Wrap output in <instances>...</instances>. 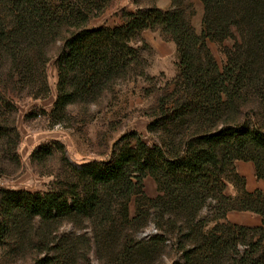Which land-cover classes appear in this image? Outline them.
<instances>
[{"label":"trees","instance_id":"obj_1","mask_svg":"<svg viewBox=\"0 0 264 264\" xmlns=\"http://www.w3.org/2000/svg\"><path fill=\"white\" fill-rule=\"evenodd\" d=\"M202 1L199 36L178 5L166 11L139 9L125 13L115 27L88 29L110 0H0V51L30 97L49 96L48 52L61 42L57 98L49 114L54 124L67 118L69 105L93 100L133 70L139 54L130 42L143 30L161 29L176 42L180 55L175 87L161 97L147 127L157 142L148 146L131 133L113 145L107 162L77 164L62 152L71 178L62 187L46 193L0 189V240H40V226L48 228L71 216L102 217L100 227L110 224L105 240H115L112 228L119 225L118 218L128 221L132 198L142 194V182L151 176L159 194L137 199L136 217L156 213L172 223L180 219L183 228L207 205H213L216 219L232 211L261 217L258 227L218 223L201 244L185 252L188 264L216 257L229 259V264H264V191H248L236 171L237 161H252L256 177L264 180V128L257 105H264V0ZM234 30L235 49L223 69L209 58L204 62L200 51L206 40L221 42ZM16 111L13 100L0 90V154L12 157L20 137L10 120ZM52 154L48 147L37 148L32 160ZM229 174L238 184L233 194L226 193ZM36 219L40 225L33 223ZM50 234L46 231L41 239ZM239 244L245 246L242 252ZM62 259L51 258L53 264H64Z\"/></svg>","mask_w":264,"mask_h":264},{"label":"rangeland","instance_id":"obj_2","mask_svg":"<svg viewBox=\"0 0 264 264\" xmlns=\"http://www.w3.org/2000/svg\"><path fill=\"white\" fill-rule=\"evenodd\" d=\"M173 5L184 10L192 30L200 36L205 12L202 0H110L105 11L89 21L88 29L112 28L123 23L125 13L153 7L166 11ZM235 36L237 32L234 30L221 42L208 38L200 57L204 62L211 59L223 69L229 53L235 49ZM130 46L139 54L133 70L108 84L93 100L69 105L67 118L56 124L50 120L49 114L57 98L56 64L61 42L57 41L49 48L47 76L50 94L45 99H34L28 95V90L17 82V76L0 51V90L17 106L10 120L15 121L20 135L13 150L15 157L0 154V189L46 193L62 187L67 179L71 180L66 175L62 152L77 164L94 160L107 162L113 145L126 135L135 133L148 146L157 142L147 127L154 119L161 97L175 87L179 73L178 47L161 29L143 30L130 42ZM257 105L260 106V123L264 128V105ZM131 140L134 146L135 141ZM41 147L50 148L53 154L32 160L35 149ZM236 171L245 179L248 191H264V180L256 177L252 161H237ZM227 182L226 193L233 194L236 184L233 174H229ZM141 188L142 194L135 195L129 204L128 221L118 218L121 220L119 225L112 228L115 240H105L110 224L104 223L100 227L102 217L71 216L49 223L48 228L40 226L44 229H41L44 232L40 233V240L23 242L15 236L0 240V264H53L51 258L58 256H63L61 261L64 264H188L183 259L185 252L191 245L201 244L205 235L218 223L246 227L262 224L261 217L252 212L232 211L225 218L216 219L213 205L202 208L193 224L188 225L184 220L186 225L183 228L180 219L176 224L166 216L158 218L156 213L147 212L139 218L136 217L137 199L139 201L143 195L155 198L159 194L157 183L151 176L143 180ZM33 223L40 225L37 219ZM46 231L51 234L41 239ZM102 232H105L104 238L100 239ZM141 242L142 245H137ZM244 249V244L238 245L239 252ZM204 264H229V259L216 257Z\"/></svg>","mask_w":264,"mask_h":264}]
</instances>
